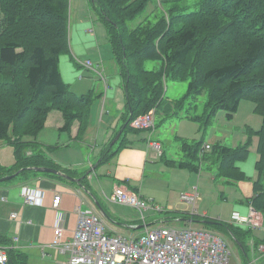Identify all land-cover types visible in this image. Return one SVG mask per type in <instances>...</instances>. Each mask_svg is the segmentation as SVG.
<instances>
[{
    "label": "trees",
    "instance_id": "1",
    "mask_svg": "<svg viewBox=\"0 0 264 264\" xmlns=\"http://www.w3.org/2000/svg\"><path fill=\"white\" fill-rule=\"evenodd\" d=\"M149 2L89 0L105 27L122 77L123 130H134L131 120L150 110L156 116L166 107L170 111L182 109L184 98L172 102L165 98L167 79L186 80L185 97L195 99L206 92L205 116L187 111V117L199 123H207L217 110L231 118L242 99L251 100L261 117V126L257 130L247 126L246 142L235 147L215 142L201 155L202 141L177 137L186 157L177 165L199 172L200 164L206 163L216 166V178L251 181L253 195L246 202L264 221V0H157L154 21L146 14L131 25ZM69 8L70 0H0V140L7 141L14 156L12 166L0 164V177L33 166L72 175L46 157L36 139L49 112L55 109L64 119L62 131L79 121L78 130L83 132L97 97L92 89L74 93L60 74L59 57L69 52ZM145 60H156L160 65L146 70ZM252 136L257 137L258 155L254 179L237 166L248 158ZM114 153L107 149L103 157ZM37 174L61 177L23 169L13 179L26 180ZM174 214V220L193 221L196 227L225 232L243 253L250 238H254L257 248L264 243V236H254L252 226L201 217L194 211ZM12 259V255L7 257V261Z\"/></svg>",
    "mask_w": 264,
    "mask_h": 264
},
{
    "label": "crops",
    "instance_id": "2",
    "mask_svg": "<svg viewBox=\"0 0 264 264\" xmlns=\"http://www.w3.org/2000/svg\"><path fill=\"white\" fill-rule=\"evenodd\" d=\"M89 4V0H75L74 3L73 0H70L69 52L60 55L59 70L63 81L70 86L74 93L84 94L92 89L99 102L93 100L90 114L83 125V128L85 127L83 132L78 130L79 121H74L69 130L62 131L64 119L62 113L55 109L49 112L43 129L36 137L43 147L45 156L60 168L70 170L72 175L66 173L69 176L81 178L80 182L84 186L62 176L54 177L46 174L33 175L26 180L16 178L0 182V246L5 249L7 257L12 255L13 258L12 261H6L5 264H58L63 262L66 259V254L52 245L54 227L60 226L61 240L65 242L71 240L73 236L78 218V208L93 209L104 219V215L95 205L89 192L95 196L101 208H104L106 218L118 219L106 209L104 204L105 200L110 202L107 197L115 185H123L144 198L151 197L155 201H162L171 210L188 213L193 212L192 205L179 208L175 207V204L178 199L180 200L182 192L197 186L199 197L194 207L195 213L201 217L220 220H224L222 216H225L227 218L224 221L228 222L233 213L237 212L243 217H248L252 209L246 202L253 195L251 181L227 182L222 179L221 183L228 184L230 199L222 196L220 203L212 204L217 195L211 191L210 185L215 182L216 177L215 174L213 176H211L212 173H210L211 175L207 174L204 169L213 165L201 163L199 172L188 167H179L177 162L186 159L184 153L179 148L181 153L179 158L168 157L161 148V141L154 138L155 130L128 134L126 133L127 129L123 130L125 91L122 77L118 65L114 74L109 71L110 69L106 65L108 61L116 62L111 53L105 27L103 28L97 22V17L92 15L91 4ZM105 39L107 43H104ZM79 60L81 62L93 60L95 64L100 63L106 76V85L94 71L85 68ZM91 73L102 82L101 86H96ZM121 86L123 91L120 89ZM165 98L168 101H173L167 96ZM178 110L175 108L170 111L166 107L164 111L160 110L156 116L165 121H172V118L180 119L178 127L177 124L174 126L175 136L188 141L198 140V126L194 123L197 121L187 117V112L183 114V107ZM259 124L261 126V122ZM115 132H120L116 139H120V143L116 148H114L116 140L110 143ZM254 139L248 158L237 163V166L251 179L256 176L255 162L258 157L256 153L257 137L254 136ZM154 142L160 144V153L153 148ZM215 142L225 144L221 140H210L203 143L212 145ZM237 145L228 146L235 147ZM107 149L109 153L112 154L114 151L115 153L105 159L103 155ZM13 163V148L6 140H0V164L12 166ZM24 187L31 191H40L41 203L39 205L24 202L22 195ZM160 194H164L165 197L160 198ZM55 195L61 196L57 207H53L52 204ZM175 195L176 202L173 203L174 199L172 198ZM226 208L228 209L226 210ZM13 213L16 214L15 217H11ZM255 217L261 225L253 226V230L254 232L258 231L257 235L263 234V237L264 221L262 216L255 211ZM168 222L169 220H164L162 225L172 226ZM187 222L195 224L191 221ZM125 223L131 229L143 226L139 216L138 220L125 219ZM190 226L196 227L192 225L187 227ZM107 231L117 233L108 225ZM260 245L264 246V243ZM245 247L247 251L243 253L237 245L238 253L232 264H249V262L264 264V251L258 250L254 238L248 239L245 242Z\"/></svg>",
    "mask_w": 264,
    "mask_h": 264
},
{
    "label": "built area",
    "instance_id": "3",
    "mask_svg": "<svg viewBox=\"0 0 264 264\" xmlns=\"http://www.w3.org/2000/svg\"><path fill=\"white\" fill-rule=\"evenodd\" d=\"M79 62L94 71L106 85V76L100 63L93 64L91 60ZM130 126L138 130H152L155 127L153 110L134 117ZM153 148L160 153L159 143L154 142ZM209 149V144L203 145L200 154ZM22 195L27 204L41 203L40 191L24 187ZM198 197L197 186L180 194V199L192 205L193 211ZM60 199V195H55L53 207L58 206ZM107 199L136 209L139 219L144 223V229L130 236L109 233L105 220L97 211L78 208L76 228L71 240L63 242L60 226L54 227L52 245L66 254V259L58 264H230L229 245L219 234L191 226L160 224L157 227H147L144 211H160V207L123 185H115ZM15 215L13 213L11 217ZM231 223L252 227L261 225L253 209L248 217L233 213ZM258 250L264 251V246L259 245ZM6 261V251L0 246V264H5Z\"/></svg>",
    "mask_w": 264,
    "mask_h": 264
},
{
    "label": "rangeland",
    "instance_id": "4",
    "mask_svg": "<svg viewBox=\"0 0 264 264\" xmlns=\"http://www.w3.org/2000/svg\"><path fill=\"white\" fill-rule=\"evenodd\" d=\"M75 2V0H73V3ZM157 2V0H150L149 4H148V8L145 10L144 13H142L141 15L137 16L130 24L131 25H135L137 24L139 21H141L146 14H148V18L150 21H154V15L156 13V9L155 8V3ZM90 5V4H89ZM90 9L92 11V15L97 17V22H99L101 24V26L104 28L103 23L101 22V20L98 18V15L95 11V9L90 5ZM152 10V11H151ZM105 30V29H104ZM104 43H107L106 39L104 41ZM93 64H95V61H93ZM109 67V71L112 72V74L115 73L116 69H117V64L112 62H107L106 64ZM160 63L156 60H145L144 61V68L146 70H154L157 69L159 67ZM92 74V73H91ZM93 80L96 83V86H101L102 82L99 81V79H97V77H95L94 74H92ZM187 85L188 82L186 80L182 81V80H171V79H167L165 82V91L164 94L165 96H167L168 98L172 99L173 101H177V100H182V98L185 99L184 103H183V114H186L187 111H189V113L191 115H199V116H203L205 111H206V102H207V94L206 92L201 93L199 96H197L195 99H193L192 97H185L186 93H187ZM120 89L123 88L122 86L120 87ZM98 98H95L94 100H97ZM97 102H99V100H97ZM93 105V102L91 104V106ZM90 106V107H91ZM205 116V115H204ZM172 121H165V120H161V118L159 116H156L155 119V127L153 128V130H155V137L158 140H160L161 142V148L163 149V151H165L166 155L168 157H172V158H179V156L181 155L180 153V143L179 140L177 139V137L175 136V134L173 133L174 130V126L175 124H177V127L179 125V120L178 118H172ZM202 121V120H201ZM261 122V117L258 113H256L254 111V103L251 100H247V99H242L239 102V105L237 107L236 112L233 114V116L231 118H227L226 116V112L223 110H217L216 113H214L209 121L207 123H197L194 122L197 126H198V131H199V135L197 137L198 140H196L197 142L202 141V145H204L205 143L203 142H208V141H216V140H221L223 143L227 144V145H235V144H242L244 142H246L248 135L245 132V130L248 128L247 126H250L252 128L257 129L260 126ZM122 123V120L120 121V124ZM140 133V132H144L143 129L141 130H127V134L128 133ZM118 134V132H115L113 134L112 140L110 143H113L114 138L116 137V135ZM130 135V134H129ZM251 144L250 147H253L254 144V137H251ZM117 143L114 144V148L117 147V145L120 143V139L116 140ZM113 148V149H114ZM216 171V167L215 165L211 166V167H205L204 172H206L207 174L212 173L211 176H213L215 174ZM222 179L216 178L214 183H211L210 185V189L212 192H215V194L217 195L215 201H213L212 204H218L222 201L221 197L222 196H226L229 197V193L228 192V188H227V183H221ZM165 195L164 194H160V198H164ZM148 199H151L152 202L156 205H158L160 207V211L157 210H148V211H144V215L146 217V222L145 224L147 225V227H157L160 224H162V222L164 220H169L168 223H171L170 225L172 226H198L195 225L193 223H189V222H185L183 220H174L173 217L175 216V211L171 210L168 208V205L165 204L162 201L156 200L151 198V197H146ZM174 202H176V195L173 196ZM103 200L104 197H103ZM198 201V200H197ZM207 202V201H206ZM105 207L107 210H109V212L114 215L115 217H117L118 219H108L104 216L105 219V223L108 225V227H110L114 232L117 233H121L124 235H131V234H135L138 231H142L144 229V226L141 228H137V229H131L128 226H126L125 223V219H134V220H138V216L139 213L137 212L136 209L126 206V205H120V204H115V203H111L108 201H104ZM185 205H189L190 204L186 203L185 201H182L181 199L177 201V203L175 204V207H184ZM228 208H226L227 210ZM223 219L225 220V216H222ZM124 221V222H123ZM144 224V223H142ZM211 230V228L214 227H209ZM211 231L219 234L220 236H222L226 241H228V244L230 246V264L233 263V260H235V257L237 256L238 253V249H237V245L236 243L231 239V237L226 234L225 232H222L220 230L217 229H212ZM258 231L254 232V236H258V237H262L263 234H259L257 235Z\"/></svg>",
    "mask_w": 264,
    "mask_h": 264
},
{
    "label": "water",
    "instance_id": "5",
    "mask_svg": "<svg viewBox=\"0 0 264 264\" xmlns=\"http://www.w3.org/2000/svg\"><path fill=\"white\" fill-rule=\"evenodd\" d=\"M119 135H120V132L116 135L114 141L119 137ZM23 169H30V170H34V171H36V172H45V173H53V174H57V175H60V176L66 178V179H68V180L75 181V182H77V183H78L79 185H81V186H84V185H82L81 182H80V179H81V178H74V177H71V176H69L68 174H66V173H64V172H62V171H60V170H58V169L50 168V167H43V166H33V167L21 168V169L17 170L16 172H14L13 174H9V175H5V176L0 177V182L7 181V180H10V179H13V178H14L15 176H17V175H18ZM84 188H85V190H87L86 187H84ZM87 191H88V190H87ZM88 192H89V191H88ZM89 194L92 196V198H93V200H94V202H95V205L98 207V209H99V210L102 212V214L105 216L106 214H105V212L103 211V209L101 208V206H100L98 200L95 198V196H93V194H92L91 192H89ZM106 216H107V215H106ZM107 218H109V217H107ZM191 222H193V221H191ZM140 227H143V226L141 225V226H139V228H140Z\"/></svg>",
    "mask_w": 264,
    "mask_h": 264
}]
</instances>
